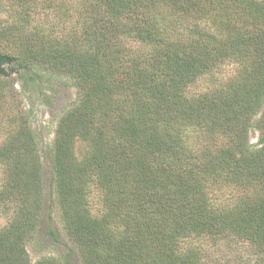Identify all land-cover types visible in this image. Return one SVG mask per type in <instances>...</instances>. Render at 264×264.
I'll return each instance as SVG.
<instances>
[{
    "label": "trees",
    "instance_id": "obj_1",
    "mask_svg": "<svg viewBox=\"0 0 264 264\" xmlns=\"http://www.w3.org/2000/svg\"><path fill=\"white\" fill-rule=\"evenodd\" d=\"M0 14V74L37 66L77 88L50 156L82 264H221L206 245L227 241L264 264V0H0ZM0 170V264H69L27 250L45 202L31 127L0 143Z\"/></svg>",
    "mask_w": 264,
    "mask_h": 264
},
{
    "label": "rangeland",
    "instance_id": "obj_2",
    "mask_svg": "<svg viewBox=\"0 0 264 264\" xmlns=\"http://www.w3.org/2000/svg\"><path fill=\"white\" fill-rule=\"evenodd\" d=\"M0 14V21H3ZM232 61L206 75L199 82L203 89L217 77H226L234 72ZM227 74V75H226ZM73 81L60 73L41 67L23 68L6 66V73L0 74V143L18 126L31 127L35 133L43 163L45 180V202L36 234L28 242L27 250L32 261L43 256L67 259L69 264H82L77 248L66 234L63 220L55 197L52 179L51 151L58 121L62 114L77 100V88ZM264 115V106L255 118ZM259 130L251 133V142L256 143ZM1 171V170H0ZM10 217L0 212V228L6 226ZM233 241L220 247L206 245L210 256L220 259L221 264H254L256 249L248 243Z\"/></svg>",
    "mask_w": 264,
    "mask_h": 264
}]
</instances>
